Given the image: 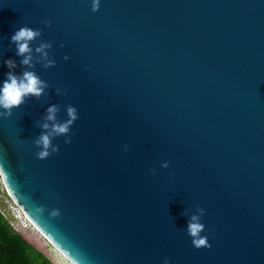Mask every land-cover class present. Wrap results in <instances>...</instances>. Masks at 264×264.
<instances>
[{"label":"water","instance_id":"water-1","mask_svg":"<svg viewBox=\"0 0 264 264\" xmlns=\"http://www.w3.org/2000/svg\"><path fill=\"white\" fill-rule=\"evenodd\" d=\"M25 72L45 86L0 115L1 176L70 260L264 264V0H0V82Z\"/></svg>","mask_w":264,"mask_h":264},{"label":"clouds","instance_id":"clouds-1","mask_svg":"<svg viewBox=\"0 0 264 264\" xmlns=\"http://www.w3.org/2000/svg\"><path fill=\"white\" fill-rule=\"evenodd\" d=\"M100 0H92L93 10H97L99 7ZM40 33L29 27H21L15 31L11 39L16 44L17 54L23 55L24 59L22 63L28 65L31 63V48L30 41L37 37ZM49 47L47 44H42L37 51L41 52L43 55H47L44 52V49ZM8 67H13L14 62L12 60L6 61ZM7 79L3 82H0V115H8L11 113V110L14 107L20 106L26 97L29 95L39 96L44 88V82L33 72H25L21 77H17L12 73L6 74ZM57 108L55 105L50 106L47 109L48 121L56 120ZM69 119L64 123H53L51 125V132L42 134L39 139L36 141L38 145L41 146L42 150L37 153V156L40 158L46 157L48 149L50 147V139L53 134H64L69 131L71 123L76 119V110L72 107L68 108ZM43 128L49 129L50 125L45 123L42 125ZM53 150H55L53 148ZM162 167H167V162L162 164ZM5 171L3 163H0V174ZM38 212L40 210H37ZM55 215V213H53ZM202 225L198 222V217L193 216L191 222L188 225V232L193 236V243L195 246H204L206 245V238L201 237L199 233L201 232ZM76 264H86V260L81 257L76 259ZM167 264V262H165Z\"/></svg>","mask_w":264,"mask_h":264},{"label":"trees","instance_id":"trees-1","mask_svg":"<svg viewBox=\"0 0 264 264\" xmlns=\"http://www.w3.org/2000/svg\"><path fill=\"white\" fill-rule=\"evenodd\" d=\"M0 264H53L0 211Z\"/></svg>","mask_w":264,"mask_h":264},{"label":"rangeland","instance_id":"rangeland-1","mask_svg":"<svg viewBox=\"0 0 264 264\" xmlns=\"http://www.w3.org/2000/svg\"><path fill=\"white\" fill-rule=\"evenodd\" d=\"M6 186H4L0 177V209H2L10 222V224L21 235L32 242L39 250H41L53 264H72L65 258L48 239H46L32 223L26 219L21 207L17 206L15 201L10 198L6 192Z\"/></svg>","mask_w":264,"mask_h":264},{"label":"bare ground","instance_id":"bare-ground-1","mask_svg":"<svg viewBox=\"0 0 264 264\" xmlns=\"http://www.w3.org/2000/svg\"><path fill=\"white\" fill-rule=\"evenodd\" d=\"M7 188V187H6ZM8 189V188H7ZM10 194V193H9ZM23 210V208H21ZM23 214L27 217V219L32 223L33 226H35V228L46 238L49 240V242L54 245V247L63 255L65 256L66 259H68L72 264H75L72 260H70L66 255H64L57 247L56 245L44 234L42 233V231L40 230V228L30 219V217L25 213V211L23 210Z\"/></svg>","mask_w":264,"mask_h":264},{"label":"built area","instance_id":"built-area-1","mask_svg":"<svg viewBox=\"0 0 264 264\" xmlns=\"http://www.w3.org/2000/svg\"><path fill=\"white\" fill-rule=\"evenodd\" d=\"M0 177H1V179H2V176H1V174H0ZM2 182H3V180H2ZM3 184H4V182H3ZM4 186H5V184H4ZM6 188V187H5ZM6 192L8 193V190H7V188H6ZM8 195L10 196V198H12V196L8 193ZM13 199V198H12ZM14 200V199H13ZM16 203V202H15ZM16 205H17V203H16ZM18 206V205H17ZM19 207V206H18ZM0 211H1V213L6 217V215H5V213H4V211L2 210V209H0ZM7 218V217H6ZM26 219H27V217H26Z\"/></svg>","mask_w":264,"mask_h":264}]
</instances>
